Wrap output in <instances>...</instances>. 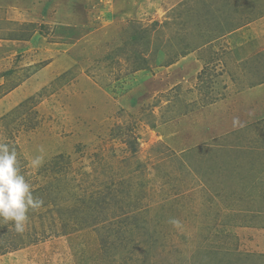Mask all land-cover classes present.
Segmentation results:
<instances>
[{
  "label": "rangeland",
  "instance_id": "1",
  "mask_svg": "<svg viewBox=\"0 0 264 264\" xmlns=\"http://www.w3.org/2000/svg\"><path fill=\"white\" fill-rule=\"evenodd\" d=\"M220 1L0 0V143L44 201L0 264H264V52L222 39L260 2Z\"/></svg>",
  "mask_w": 264,
  "mask_h": 264
},
{
  "label": "clouds",
  "instance_id": "2",
  "mask_svg": "<svg viewBox=\"0 0 264 264\" xmlns=\"http://www.w3.org/2000/svg\"><path fill=\"white\" fill-rule=\"evenodd\" d=\"M42 162L43 157L36 156L31 164L39 167ZM43 204L42 199L33 196L29 183L20 173L15 148L0 143V217L13 221L16 232L23 233L29 210H38Z\"/></svg>",
  "mask_w": 264,
  "mask_h": 264
},
{
  "label": "crops",
  "instance_id": "3",
  "mask_svg": "<svg viewBox=\"0 0 264 264\" xmlns=\"http://www.w3.org/2000/svg\"><path fill=\"white\" fill-rule=\"evenodd\" d=\"M207 1L208 0H206V2ZM243 1L244 0H221V6L217 7L216 11L215 8L213 11V6H211V4H209L207 8H209L211 10L209 12L212 13L216 12L220 14L223 9L224 13H227V15L231 16L232 13L235 12L237 16L240 15V13H244L243 10L246 9L245 6H242L244 5ZM259 2L261 4L258 2L257 3L259 5V11L262 14L260 18H253L250 21L248 20L246 21V23L241 24L242 26L240 28L234 30L233 32H229L222 37V39L225 38V40H223V44H228L230 46V48H228L225 45L228 48L229 54L232 55L236 62L245 60L248 63H253L254 61L255 64H258L259 62L257 61H260V57H258V55L260 52H264V0H259ZM193 4H196V6L193 5V7L197 8L204 4V0H193ZM251 7H249L250 9L246 13L247 15H251ZM190 36L193 37L191 41L192 44V42H197L200 33L193 32L192 34H190ZM263 70L264 68H260L258 74L263 75ZM257 89L259 92H261V90L264 89V82L259 83V85L256 86V89L253 88V90H251V93L253 91H256L258 93ZM257 93L251 94L250 96H258L259 94ZM262 241L264 242V238L262 239Z\"/></svg>",
  "mask_w": 264,
  "mask_h": 264
}]
</instances>
